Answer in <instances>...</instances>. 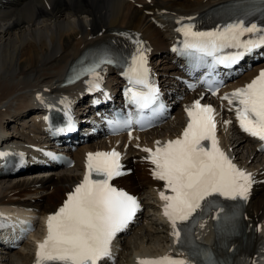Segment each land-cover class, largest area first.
Wrapping results in <instances>:
<instances>
[{
  "label": "bare ground",
  "instance_id": "6f19581e",
  "mask_svg": "<svg viewBox=\"0 0 264 264\" xmlns=\"http://www.w3.org/2000/svg\"><path fill=\"white\" fill-rule=\"evenodd\" d=\"M224 1L232 0H140L139 6L126 0H0V139L13 138L4 128L13 119H21L38 106L34 103L41 104L36 93L45 89L62 90L59 83L70 64L86 49L121 37V27L136 31L149 44L154 56L165 51L173 35L176 17L194 14ZM102 28L104 31L99 34ZM160 61L157 65L161 69L172 68L168 60ZM263 66L264 62L254 68ZM255 72V69L250 70L247 76L238 78V82L248 80ZM181 121L180 112L175 113L164 131L153 129L136 134L126 150L131 154L126 162L132 165L133 172L121 178L119 185L145 199L147 210L139 222L141 225L137 226L136 231L140 233L134 235L132 243L125 239L118 243L119 260L115 264H137L142 256L160 255L176 248L170 227L162 218L161 185L152 175V166L145 160L146 153L133 148V144L154 147L157 141L175 135L177 126L173 123ZM230 127H233L232 123L224 124L221 140L226 146L235 142L237 149L240 145L247 149L249 155L241 157V163L244 167L249 166L254 180L242 210L244 232L233 238L221 237L217 242L211 213L201 224L203 226H198L197 238L219 250L225 264H258L264 257V164L252 166L248 162L254 150L248 144H241L247 141L243 136L242 140L229 142ZM116 141L123 145L125 140L115 137L100 146H109ZM91 145H82L72 153L74 171L19 178L3 185L0 187V204H21L36 209L39 214L51 213L79 182L78 171L83 167L85 152L94 148L89 147ZM150 208L155 218L149 216ZM33 244V240H26L18 249L0 253V264H32L36 258ZM221 245L233 246L235 250L227 255Z\"/></svg>",
  "mask_w": 264,
  "mask_h": 264
},
{
  "label": "snow or ice",
  "instance_id": "6c2138e0",
  "mask_svg": "<svg viewBox=\"0 0 264 264\" xmlns=\"http://www.w3.org/2000/svg\"><path fill=\"white\" fill-rule=\"evenodd\" d=\"M177 31L185 37L184 51L213 56L215 64L225 66L235 63L242 53L216 56L224 48L264 45V28L256 23L246 25L243 20L212 32L196 31L192 24ZM246 33L261 35L259 40L241 42V36ZM137 45L128 65L131 87L126 91L129 102L142 110L156 103L158 89L149 82L146 50L141 42L137 41ZM112 63L115 61L109 53H99L82 74L98 77L96 70ZM221 99L227 100L229 105L238 102L236 117L240 128L264 141V70L251 83ZM186 112L188 123L180 138L162 146L157 141L155 150L143 149L154 165V178L165 181V187L172 192V195L161 192L160 197L166 202L164 215L172 225V235L178 244L184 231L181 225L186 226L188 222H194L197 215L203 214L212 204L210 198L246 202L254 183L252 174L238 168L219 147L215 134V109L197 100L186 108ZM129 123L124 122L125 125ZM202 141H210V147ZM119 160L120 153L115 150L88 154L83 181L68 195L63 206L47 218V236L38 244L36 264H99L111 254L113 238L123 231L139 208L135 197L109 183L114 177L125 174ZM92 173L103 178L91 179ZM182 257L183 253L180 257L167 255L142 259L138 264H189Z\"/></svg>",
  "mask_w": 264,
  "mask_h": 264
},
{
  "label": "rangeland",
  "instance_id": "374dc122",
  "mask_svg": "<svg viewBox=\"0 0 264 264\" xmlns=\"http://www.w3.org/2000/svg\"><path fill=\"white\" fill-rule=\"evenodd\" d=\"M244 154V153H243ZM239 156H240V151H239ZM257 159V158H256ZM10 181H12V179H0V187H2L3 185H5V184H7L8 182H10ZM131 235H133L132 237H131V239H134L135 238V234L134 233H132ZM133 244H134V242H133ZM133 244H132V246H133ZM127 252H129V250L127 251Z\"/></svg>",
  "mask_w": 264,
  "mask_h": 264
}]
</instances>
